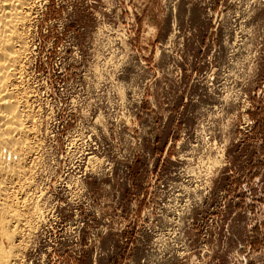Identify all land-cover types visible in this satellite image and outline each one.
I'll return each instance as SVG.
<instances>
[{
	"label": "rangeland",
	"instance_id": "374dc122",
	"mask_svg": "<svg viewBox=\"0 0 264 264\" xmlns=\"http://www.w3.org/2000/svg\"><path fill=\"white\" fill-rule=\"evenodd\" d=\"M31 6L17 264H264V0Z\"/></svg>",
	"mask_w": 264,
	"mask_h": 264
},
{
	"label": "bare ground",
	"instance_id": "6f19581e",
	"mask_svg": "<svg viewBox=\"0 0 264 264\" xmlns=\"http://www.w3.org/2000/svg\"><path fill=\"white\" fill-rule=\"evenodd\" d=\"M31 3L32 0H0V264H17L20 261L23 245L20 247L18 242L30 204L16 189L29 171L28 162L36 146L31 140L35 130L31 126L28 96L19 92L21 89L16 88V82L19 74L22 75L21 65L29 48L27 28ZM34 205L37 208L38 205Z\"/></svg>",
	"mask_w": 264,
	"mask_h": 264
}]
</instances>
